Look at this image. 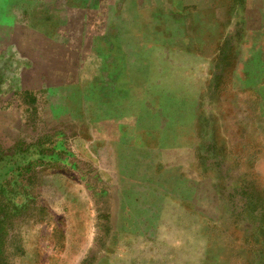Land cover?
<instances>
[{"label":"rangeland","instance_id":"374dc122","mask_svg":"<svg viewBox=\"0 0 264 264\" xmlns=\"http://www.w3.org/2000/svg\"><path fill=\"white\" fill-rule=\"evenodd\" d=\"M127 1L0 0V264H264V0ZM107 34L138 126L88 84Z\"/></svg>","mask_w":264,"mask_h":264},{"label":"crops","instance_id":"0c3cea01","mask_svg":"<svg viewBox=\"0 0 264 264\" xmlns=\"http://www.w3.org/2000/svg\"><path fill=\"white\" fill-rule=\"evenodd\" d=\"M142 1L143 0H128L127 4L129 5H134L136 7V10H139V13L141 15V9H142ZM146 1V0H145ZM178 0H175L174 3H176ZM199 3H201V0H198ZM191 3H197L196 0H191ZM205 3V0H204ZM161 4H158V2H155L153 5H151L152 7V12H153V19L149 22L145 20H141L140 25L138 24V27L136 28V33L138 35V37L141 39V42H143V46L142 47H146L144 45V43H146L148 41V39L153 38V37H160L159 35H163V29H168V28H172L173 25L172 23L169 25V21H167L164 17V14L162 12V10L159 9V6ZM137 13V12H136ZM167 15V14H166ZM137 17V18H136ZM139 17L136 16L134 17V20H137ZM133 19V18H131ZM179 19V17L177 16V18L175 17V20L177 21ZM164 20V22H163ZM132 21V20H131ZM175 28H173L174 30ZM135 35V34H133ZM130 36V35H129ZM118 36L115 35H110L107 34L105 35V37L102 38V40L106 43V46L103 49H99V48H93V50H91L90 52V58L93 60L95 58V63H94V67L96 69V73L95 70L93 71L95 74L93 76V78L88 82V84H92L93 86H107L108 87V93L112 94L109 96L110 101L113 102L112 106L108 108V121L109 123H111L112 125H118V120H120L121 118H123V120L125 121L123 124V128L124 127H128L126 125H132V123H134L135 126L140 125V122H136L138 120L134 119V122L130 121V118H133L132 116L135 115V118H139L140 114L136 111L134 112V114H132V112H129L130 110H123V112H117V110H115L114 107V100H115V95H116V85L118 83V81H120L119 83H123L126 86L131 87L130 89H134L136 86H141L143 83L142 81L139 80V77L137 76V72L136 69L137 67L134 66V63H136L133 60V53L135 51H137V47L132 43V41L130 42H126L125 40L123 41V44L119 39L116 40ZM127 37V34L125 33V36ZM117 49L119 50V52L121 53L120 55L124 58V69L127 70V73L129 74L128 76L125 75V70L123 71V74L125 75L124 77H121L120 74H122L118 69H120L118 67V65L120 64L116 62V60L114 59L112 61V56L111 55H115L117 53ZM74 52L76 54H79L80 56L82 55L83 52V48L81 46H79L76 50H74ZM95 54V56H94ZM116 58V57H115ZM101 60V62H100ZM94 61V60H93ZM83 64H78L76 63V65H72L69 68L65 69V73L67 75H72V69L76 68L78 70H80V72H84V70L87 67H84V63H87V60L85 59L84 61H82ZM81 68V69H79ZM93 69V66H92ZM77 71V70H76ZM77 74V72H76ZM80 74V73H79ZM86 74L83 73L82 76ZM92 74V73H91ZM120 75V76H119ZM123 79V80H122ZM84 83V82H83ZM139 101H146L148 98L147 93L139 91ZM143 102V103H144ZM146 103L143 105L145 106ZM162 109L159 108V110H155L153 108H151L150 110H147L149 112V114L151 116H156L157 113L159 111H161ZM178 110V109H177ZM141 113V112H140ZM101 115V114H100ZM129 118V121L126 119ZM120 126V124H119Z\"/></svg>","mask_w":264,"mask_h":264}]
</instances>
